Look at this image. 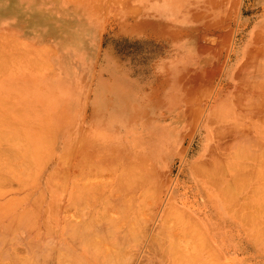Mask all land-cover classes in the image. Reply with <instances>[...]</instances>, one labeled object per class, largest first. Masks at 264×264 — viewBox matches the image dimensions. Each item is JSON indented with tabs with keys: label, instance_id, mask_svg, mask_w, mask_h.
Returning <instances> with one entry per match:
<instances>
[{
	"label": "rangeland",
	"instance_id": "obj_1",
	"mask_svg": "<svg viewBox=\"0 0 264 264\" xmlns=\"http://www.w3.org/2000/svg\"><path fill=\"white\" fill-rule=\"evenodd\" d=\"M72 1H85L87 7H46L50 0H4L5 4H15L0 7V85L15 84L16 79L19 83L21 79L23 94L28 93L35 110L40 109L37 106L41 99L47 98L50 83V124L37 123L38 115L30 119L32 122L16 126L0 124V183L15 184L17 173L21 174L23 187L22 219H0V229L10 222L7 229L11 232L0 235V264H116L131 258L136 264L142 260L151 264H223L205 221L190 217L192 203L198 199L195 196L205 202L207 196L212 197V188L182 189L183 198L178 202L172 197L171 187L157 186L163 179L157 171L160 164L174 165L168 177L172 181L181 177L219 180L225 183L220 189L221 197L245 201L247 218L242 222L247 243L258 248L259 258L264 261V188L258 186L264 182V155L240 153L237 160L235 155L223 156L220 159L224 165L219 157L214 163L212 157L193 156L190 147L197 132L191 137L190 125L170 124L169 118L165 122L173 111L158 104L160 98L181 99L184 108L196 101H234L240 84L239 64L257 46L256 39L264 37V0H178L182 3L177 2L178 7L167 11L150 7L158 0ZM130 21L139 27L136 35L144 30L152 35L190 36L199 43L181 45L183 54H187L181 68L175 67V54L171 53L174 45H135L136 83L152 86L147 94L149 101H135L134 234L118 237L109 232L125 226V205L111 203L110 197L95 203L101 198L103 161L96 148L102 141L96 139L94 104L88 118L79 122L84 114H79L83 110L79 103L94 101L101 67L104 77L113 67L110 39L103 44L102 57L96 58L100 45L95 37L125 32L124 26ZM142 24L149 27L141 28ZM190 47L197 53L192 57ZM165 52L171 54L166 57ZM211 64L213 72L208 69ZM215 72H219V78L212 76L214 80L211 73ZM165 75L166 90L160 85ZM242 120H246V127L241 123L224 127H232L233 134L241 127L253 134L258 126L256 119L245 117L238 121ZM14 129H20V134ZM63 132L70 137L64 138ZM199 134L200 139L194 140L196 148L203 136ZM239 134L233 137L245 135ZM196 162L198 171L191 174L187 170ZM143 180L146 187L137 186ZM128 243H134L133 252L127 251Z\"/></svg>",
	"mask_w": 264,
	"mask_h": 264
},
{
	"label": "crops",
	"instance_id": "obj_2",
	"mask_svg": "<svg viewBox=\"0 0 264 264\" xmlns=\"http://www.w3.org/2000/svg\"><path fill=\"white\" fill-rule=\"evenodd\" d=\"M3 1L4 0H0V7L5 5L11 6L15 4H5ZM49 6L87 7L85 1L75 2L72 0H50V4H46V7ZM206 7H209V4H207ZM145 27H149V25L142 24L141 28ZM124 28L126 29L125 32L121 30L116 35L114 34L108 37L100 35L95 37L96 44L100 45V49H98V52L96 53L98 54L96 58L102 57L103 44L106 43L107 39H110L111 54L112 57L114 56V58H112L114 60V62H112L113 67L110 68V73L107 74L106 77H104L105 74L103 73V68L101 67L100 77L98 75L96 76L94 101L87 100L85 102L79 103L80 108L83 109L79 114L81 115L84 113L83 119H79V122H83V120L85 121L88 118L89 109L92 107V104H94V108L96 110L95 123L97 125L96 127H98L96 139L98 141L99 139L102 141V143L100 142V147L96 148V150L101 153L103 161L101 165V170L103 171L101 175L102 182L100 183L102 200H100L101 198H97L95 199V203L97 204L99 201L103 203L106 201L107 197H110V200L112 201L111 203L116 202L117 204L125 205L123 207V211L126 209L125 216L127 220L125 226L117 229L112 228L109 232V234L118 237H128L134 234L132 224L135 209L136 180L134 163L135 150L132 140H134L135 101L136 98L142 101H149L150 96H147V94L150 93V88L152 86L146 85V83H136V69L134 62L135 45L150 43H160L164 45L172 44L174 47L171 48V50H173L171 53L175 54V67L181 68L183 66L181 61L184 59V55H187L186 53L183 54V47L181 45L199 43L198 41L195 42L193 37L190 36L167 34L152 35L149 31L145 32L144 30L143 34L136 35V28L139 27L135 26L134 21L126 23ZM239 39L241 40L242 38L239 37ZM115 45H119L116 48V52ZM167 50L168 49L165 47V51ZM189 50L191 57L193 54H197L193 52V47H190ZM171 53L165 52V56L167 57ZM191 57L189 60H192ZM166 61L167 59H164V65H167L168 61ZM209 68L210 70H213L214 65L211 64L208 69ZM167 70L168 69H166L164 74H166ZM139 71L144 72V70ZM212 74L213 73H211V75ZM161 84L164 86V90H166V75L160 82V85ZM0 87V124H10L16 126L22 123L32 122L30 119L34 118L36 115L39 116L38 120L35 119L37 123L50 124L49 81L47 98L41 99L42 102H40V105L37 106L40 109H35L37 111L33 110L35 106L33 101L28 98V93L23 94L21 79H19V83H17L16 79L15 84L5 83L0 85ZM183 103L184 101L181 99L177 100V98L173 101H169L167 98H160L158 101L160 107H164L165 109L168 108L173 111L171 112L172 114H170L171 117H165V122H167V118H169L168 122L170 124L190 125L189 132L191 133V137L193 136L194 132H197L196 136L192 139V144L190 147L191 155H202L210 158L212 157V161H216L218 159L216 157L232 156V151H234L236 155L240 153L247 156L264 155V120L262 118L261 121L255 118L259 127L256 126L255 132L253 134L248 132L249 134L240 135L242 137H248L247 135L253 136L252 138L251 136L250 138L248 137L249 140L248 138L246 139L245 144H247L246 147L243 148V151L238 152V150L235 149L237 146L232 147V144L227 143L232 139L234 140V137L231 135V132H233L234 129L232 127L225 128L224 125H229L230 123H241L242 125L247 124L246 120H242L241 122L238 121L242 118H245V115L235 105V100H208L204 102L196 101L192 102V104H186L185 108ZM188 106H191V108ZM196 106L197 109L195 108ZM218 106L220 107L218 108ZM192 107L195 109L193 112ZM196 110L199 112L202 111V113L200 112V114ZM189 112L194 114L191 115ZM176 129L178 128L176 127ZM224 129H226V132ZM14 130L15 133L18 132L20 134V129ZM199 132L202 133L203 136L199 141V146L196 148L194 147V140L196 138L200 139ZM222 132L225 133L221 134ZM63 134L64 135L62 136L64 138L70 137L68 132H63ZM239 139H241V137H239ZM204 141L206 142L205 144L202 143ZM242 141L244 140H239L241 144ZM223 144L229 146H223V148H221ZM240 148L241 146L238 145L237 149L240 150ZM198 162L191 163L189 170L187 171L191 174L197 172L198 167L196 164H198ZM208 162H211L210 159H208ZM173 169L174 165L172 164L158 165L157 171L160 172V175L163 179L158 181L159 185L157 186L164 189L171 187L174 190H172V197L178 202L183 198L182 189L190 188L197 189L196 191H198L199 188L203 187L212 188L213 195L212 197L207 196V200H205V202H199L200 196H195V199H198L192 203L194 210L190 212V217L196 220L205 221V225L207 226L209 234L214 241L213 248L217 253L220 254L221 257H223L222 263L264 264V261L259 258L260 255H258V248L253 244L247 243L246 226L245 223L242 222L247 218L245 209L246 202L241 201V199L238 200V198H232L230 196L227 198L221 197L220 194L222 191L220 189L224 187L223 184L225 183H219V180H203L193 178L188 179L181 177L177 178L175 181H172V179H169L168 177L170 176V173L173 172ZM15 178V184H10L7 186L3 183H0V216L2 215L0 219L4 221H17L22 219L21 209L23 188L21 183V174L17 175L16 173ZM17 179H20V184L17 183ZM146 185V181L143 180L141 181V184H138L137 186L146 187ZM258 186L264 188V182L258 183ZM118 216L120 217V215ZM122 216L124 215H121V217ZM119 217L117 218L119 219ZM9 224L10 222H5V231L0 229V235L2 232H9L7 229ZM134 247V243H128L127 251L133 252ZM149 263L151 264V262ZM149 263L144 260L140 261V264ZM96 264L103 263L96 261ZM116 264H136V261L134 258H131L117 261Z\"/></svg>",
	"mask_w": 264,
	"mask_h": 264
},
{
	"label": "bare ground",
	"instance_id": "obj_3",
	"mask_svg": "<svg viewBox=\"0 0 264 264\" xmlns=\"http://www.w3.org/2000/svg\"><path fill=\"white\" fill-rule=\"evenodd\" d=\"M177 2H178V0H158V2L157 3H155V2H152L151 3V6L150 7H160L159 9H160V11H165L166 9H168V8H170V7H178L177 6ZM153 3H155V4H153ZM179 3H182V1L181 2H178V4ZM167 11V10H166ZM243 12V11H242ZM230 30H232V28L230 29ZM261 34V33H260ZM226 36V35H225ZM236 36H237V34L235 35V36H233L234 38L232 39V42H233V46H234V44H235V42H236ZM224 37V36H223ZM229 38V37H228ZM223 39V38H222ZM212 40V39H211ZM223 42V41H222ZM221 42V43H222ZM226 42H228V41H226ZM256 44L255 45H257L256 47H254V49H252L251 51H250V55L249 54H246V59H245V61H244V63L243 64H239V69L237 70V76H239V80H240V84L238 85V92L235 94V95H238L237 97H236V99H235V105L237 106V107H239V109L244 113V115H245V117H251V118H256V119H258L259 121H261V118L264 120V87H262V84L264 83H262V78H264V37L262 36L261 38H257L256 39ZM210 46V45H209ZM229 63H227L226 64V66L228 65ZM225 68V67H224ZM214 69V68H213ZM217 69V68H216ZM212 70V69H211ZM210 70V71H211ZM221 71H222V68L220 69ZM216 71V70H215ZM213 72V71H212ZM216 73V72H215ZM223 73V72H222ZM219 74V72L218 73H216V74H213V75H211V77L212 76H216L217 77V75ZM220 74H221V72H220ZM206 76V75H205ZM222 76V75H221ZM235 76V75H234ZM193 77V76H192ZM210 77V78H211ZM216 77L215 78H213L214 80L216 79ZM217 78H219V77H217ZM208 80H210L209 78H207ZM207 79H206V81H207ZM210 82H212L211 80H210ZM239 83V82H238ZM194 88H196V87H194ZM197 91H198V89H197ZM248 92H251L250 94L248 93ZM196 97V96H195ZM248 99V100H247ZM250 99H253V100H250ZM234 100V99H233ZM189 108H191V106H188ZM220 106H218V108H219ZM188 108V109H189ZM193 108V107H192ZM196 109H197V106L195 107ZM214 109V108H213ZM195 109L193 108L192 109V112L194 111ZM196 111H198V110H196ZM217 111V110H216ZM190 113L191 115L192 114H194V113ZM199 112V111H198ZM201 113H202V111H200ZM199 112V113H200ZM200 113V114H201ZM219 113V112H218ZM187 115H189V114H187ZM190 115V116H191ZM199 115V114H198ZM197 115V116H198ZM229 115V114H228ZM196 116V115H195ZM194 116V117H195ZM202 116V115H201ZM215 121V120H214ZM238 125H240V124H238ZM242 126V125H241ZM244 126V125H243ZM245 127H246V125H245ZM229 128V127H228ZM235 128V127H234ZM239 129H240V127H238ZM237 128V129H238ZM244 128V127H243ZM236 129V128H235ZM225 130V132H226V129H224ZM227 130H229V129H227ZM233 130V129H232ZM219 131H220V129H219ZM247 130L245 129V130H243L242 129V127H241V130H238V131H236V133H244V134H249L248 133V131L246 132ZM224 132V133H225ZM223 132L221 133V134H224ZM235 132H234V134H236ZM220 134V135H221ZM232 134V133H231ZM233 134V135H234ZM239 134V135H240ZM233 135H232V137H233ZM216 136V135H215ZM219 136V135H218ZM249 138H250V136L249 135H247ZM220 137V136H219ZM222 137H224V136H222ZM239 137H241V139H239ZM239 137H234V139H239V140H244V141H242V144H241V142H239V140H231L230 142H227V143H229V144H234L232 147H234L235 145L237 146V145H239V146H241V148H240V150L239 149H237L238 148V146L235 148L236 150H238V152H240V151H243V148H245L246 146V144H245V142H246V139L248 138V137H242V136H239ZM253 136H251V138H252ZM249 138H248V140H249ZM3 139V138H2ZM30 139V138H29ZM34 139V138H33ZM31 141V140H30ZM235 141V142H234ZM32 142V141H31ZM244 142V143H243ZM27 143H29V141L27 142ZM225 143V142H224ZM241 145H240V144ZM18 144V143H17ZM31 144V143H30ZM243 144H245L244 145V147H243ZM223 146L225 147V146H229V145H225V144H223L222 145V147L221 148H223ZM21 147V146H20ZM29 147V146H28ZM42 147V146H41ZM227 148H229V147H227ZM2 149V148H1ZM28 149V148H27ZM21 152V151H20ZM27 152V151H26ZM40 152V151H39ZM41 152H42V150H41ZM219 152V151H218ZM234 151H232L231 153H232V156L231 157H234L233 155H235V159L237 158V157H239V155L237 154V156H236V153L234 152ZM16 153V152H15ZM66 154V153H65ZM224 155V154H223ZM228 155V154H227ZM37 156H38V154H37ZM21 157V156H20ZM24 157V156H23ZM39 157V156H38ZM61 157V156H60ZM63 157H65V156H63ZM63 157H61V158H63ZM34 159V158H33ZM219 159H220V157H219ZM24 160V159H23ZM47 160V159H46ZM63 160V159H62ZM68 160V159H67ZM237 160V159H236ZM22 161V160H21ZM214 162H215V160H214ZM225 162H227V161H225ZM63 163V162H62ZM212 163V162H211ZM218 163H219V161H218ZM220 163H221V159H220ZM230 163V162H229ZM221 164H223V162L221 163ZM9 165V164H8ZM224 165V164H223ZM13 166V165H12ZM32 166V165H31ZM202 166H204V165H202ZM209 166V165H208ZM14 167H16V166H14ZM222 167V166H221ZM17 168V167H16ZM207 167H205V169H206ZM210 168H211V166H210ZM209 168V169H210ZM225 168V167H224ZM224 168H222V171H224L225 169ZM33 169V168H32ZM62 169V168H61ZM76 169H78V168H76ZM208 169V170H209ZM212 169V168H211ZM210 169V170H211ZM215 169V168H214ZM213 169V170H214ZM219 169V171H220V168H218ZM224 169V170H223ZM17 170V169H16ZM26 170V169H25ZM28 170V169H27ZM63 170V169H62ZM207 170V169H206ZM209 170V171H210ZM24 171V170H23ZM60 171V170H59ZM202 171V170H201ZM217 170H215V173H219V171H217ZM9 172V171H8ZM17 172H18V170H17ZM33 172V171H32ZM67 173H68V171H66ZM208 172V171H207ZM213 172V171H212ZM2 173V172H1ZM210 173V172H209ZM208 173V174H209ZM6 174V173H5ZM4 174V175H5ZM222 174V173H221ZM6 175H8V174H6ZM25 175V174H24ZM33 175V174H32ZM53 175V174H52ZM213 175H215V174H213ZM225 175V174H224ZM83 176V175H82ZM204 176V175H203ZM212 175H210V177H211ZM7 177V176H6ZM10 178H11V176H9ZM206 177V176H205ZM215 177V176H214ZM57 178V177H56ZM2 179V178H1ZM74 179V178H73ZM207 179H209L208 177H207ZM4 180V179H3ZM206 180V179H205ZM55 182V181H54ZM77 182V181H76ZM73 183V182H72ZM20 184V183H19ZM25 185V184H24ZM73 185V184H72ZM62 186V185H61ZM74 186V185H73ZM75 187V186H74ZM23 188V187H22ZM78 189H80V188H78ZM77 190V189H76ZM41 192V191H40ZM80 192V191H79ZM81 193V192H80ZM39 197V196H38ZM75 197V196H74ZM75 199H76V197H75ZM43 200V199H42ZM75 201V200H74ZM32 202V201H31ZM74 203V202H73ZM40 204V203H39ZM75 204V203H74ZM36 205V204H35ZM41 205V204H40ZM78 207V206H77ZM81 209V208H80ZM47 210V209H46ZM78 211V210H77ZM46 212V211H45ZM84 213V212H83ZM36 216H39L38 214L36 215ZM35 216V217H36ZM43 217V216H42ZM4 218V217H3ZM9 221V220H8ZM16 223V222H15ZM14 223V225H16L17 226V223L15 224ZM67 224V223H66ZM7 225V224H6ZM6 228V227H5ZM14 228V227H13ZM18 228V227H17ZM16 228V229H17ZM32 228V227H31ZM3 229V228H2ZM11 229V228H10ZM15 229V230H16ZM28 229V228H27ZM34 229V228H33ZM30 230V229H29ZM4 231H5V229H4ZM11 231H12V229H11ZM23 231V230H22ZM7 233V232H6ZM9 233L11 234V232L9 231ZM8 233V234H9ZM21 237H22V235H21ZM27 237V236H26ZM19 238V237H18ZM17 238V239H18ZM45 239H47V238H45ZM49 239V238H48ZM20 240V239H19ZM16 241H18V240H16ZM30 241V240H29ZM37 242V241H36ZM36 242H33V244L34 243H36ZM30 243H31V241H30ZM62 243V242H61ZM1 244V243H0ZM5 244V243H4ZM35 247V246H34ZM3 253V252H2ZM4 254V253H3ZM2 255V254H1ZM4 255H2V257H3ZM48 256V255H47ZM46 257V256H45ZM0 259H1V257H0ZM46 260V259H45ZM34 261V260H33ZM32 261V262H33ZM42 261H44V260H42ZM29 262H31V261H29ZM26 263V262H25ZM24 264V263H23ZM37 264V263H36ZM48 264V263H47Z\"/></svg>",
	"mask_w": 264,
	"mask_h": 264
}]
</instances>
